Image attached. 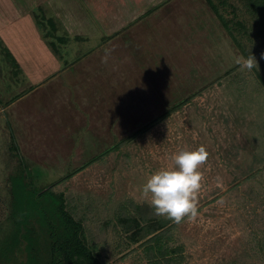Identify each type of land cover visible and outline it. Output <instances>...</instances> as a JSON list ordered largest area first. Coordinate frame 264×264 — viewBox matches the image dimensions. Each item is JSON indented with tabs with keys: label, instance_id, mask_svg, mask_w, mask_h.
I'll return each instance as SVG.
<instances>
[{
	"label": "rangeland",
	"instance_id": "obj_1",
	"mask_svg": "<svg viewBox=\"0 0 264 264\" xmlns=\"http://www.w3.org/2000/svg\"><path fill=\"white\" fill-rule=\"evenodd\" d=\"M88 1L87 31L103 41L67 43L75 57L56 86L0 109V237L13 230L27 170L36 188L64 195L103 264H264V0H139L135 23L111 38L101 20L122 0ZM213 5L259 68L235 62L246 56ZM65 22L46 30L54 42L70 32ZM9 64L0 56V107L30 92ZM200 145L197 217L156 216L142 184ZM139 221L165 225L166 259L139 239Z\"/></svg>",
	"mask_w": 264,
	"mask_h": 264
},
{
	"label": "trees",
	"instance_id": "obj_2",
	"mask_svg": "<svg viewBox=\"0 0 264 264\" xmlns=\"http://www.w3.org/2000/svg\"><path fill=\"white\" fill-rule=\"evenodd\" d=\"M213 6L215 13L226 26L235 43L243 49L244 55L246 57L250 55L244 51L243 44L235 36L215 5ZM34 10L36 24L44 30L42 37L56 47V43L61 41L62 37L54 42L49 39L51 32L46 33L47 29L56 30V22L53 18L47 17L41 7ZM0 56L10 63L11 70L9 71H12L14 76L21 73L22 69L17 59L1 37ZM18 157L21 162L24 161L21 154L18 153ZM25 169L28 168L24 166ZM72 174L73 172L67 174L66 177ZM23 177L21 187L23 197L10 216L13 230L0 237V264H103L99 256L94 254L88 246L81 223L68 211L64 195L52 192L49 189L51 186L36 188L32 181L28 180L30 173L27 170ZM125 223L129 226L127 221ZM137 233L134 234L137 235ZM164 234L165 225L162 222L151 221L142 224L139 221V239L150 236L147 241L149 239L155 241V246L159 250L158 260L166 259L169 255L168 247L161 243ZM153 248L150 246L149 249Z\"/></svg>",
	"mask_w": 264,
	"mask_h": 264
},
{
	"label": "crops",
	"instance_id": "obj_3",
	"mask_svg": "<svg viewBox=\"0 0 264 264\" xmlns=\"http://www.w3.org/2000/svg\"><path fill=\"white\" fill-rule=\"evenodd\" d=\"M87 1L88 0H85V2ZM154 1L155 0H149L150 3ZM83 2L84 0H29L26 8L22 9L19 4L13 3L12 0H0V37L11 50L22 69L19 74L25 81V88L22 89L30 90V92H27L28 94L20 90L9 102H5L4 107H0L1 110L5 109L10 111L9 109L15 107L19 102H23L24 99L30 94L38 91V89L41 88L47 91L48 86L53 87L57 85L58 79H60L70 67L67 63L68 55L70 59L75 57L73 51L67 46V43H77V38L81 37H83L82 40L85 41L84 43L88 45L95 42V40L96 42L103 41V38H100L103 37L101 31H99L100 36L97 34L96 30L87 31L89 26L94 28V22L86 9L82 11ZM115 3L118 4V8H113L112 16L108 19L102 18L101 20V25L104 28H110L112 26L115 28L111 31V34H108V38L116 36L117 34L119 35L120 29L135 23V18L138 15L129 19L128 15L131 14L129 5H131V7L135 5V11L139 12V9H141L138 8L139 0H122L121 2L115 1ZM88 4H90L89 1ZM37 7H41L44 14L48 11L47 9L54 12V14L49 11L47 13L50 14L51 18L53 17L55 22H57L58 19L62 21L66 20L64 25L67 26V29L69 28L70 32L65 35L66 38L63 41L64 45H61L65 46L64 51H60L61 48L59 45L54 47L49 40H45L42 37L43 30L40 26H37L34 19L35 15L33 11H35L34 9ZM102 9L103 7L101 10ZM47 17H49V15H47ZM103 20L106 22H103ZM108 30L109 29L106 30L107 33L109 32ZM60 37L63 36L58 35L56 40ZM85 38L88 40H84ZM49 39L54 40L50 36ZM104 40L106 39L104 38ZM10 74L14 76L13 73L10 72ZM45 79H48L46 83L37 85ZM13 80H17L15 76Z\"/></svg>",
	"mask_w": 264,
	"mask_h": 264
},
{
	"label": "clouds",
	"instance_id": "obj_4",
	"mask_svg": "<svg viewBox=\"0 0 264 264\" xmlns=\"http://www.w3.org/2000/svg\"><path fill=\"white\" fill-rule=\"evenodd\" d=\"M264 58V54H262ZM242 70L259 68L255 55L238 57L235 61ZM208 156L206 146L183 149L172 157V167L158 169L151 173L141 186L142 196L156 216L181 223L185 218L195 219L198 215L197 194L202 186L200 166Z\"/></svg>",
	"mask_w": 264,
	"mask_h": 264
}]
</instances>
